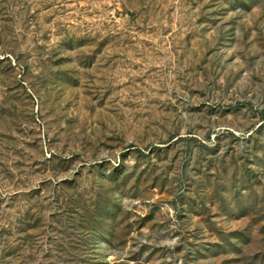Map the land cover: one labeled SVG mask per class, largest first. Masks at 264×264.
Returning a JSON list of instances; mask_svg holds the SVG:
<instances>
[{
  "label": "rangeland",
  "instance_id": "374dc122",
  "mask_svg": "<svg viewBox=\"0 0 264 264\" xmlns=\"http://www.w3.org/2000/svg\"><path fill=\"white\" fill-rule=\"evenodd\" d=\"M0 264H264V0H0Z\"/></svg>",
  "mask_w": 264,
  "mask_h": 264
}]
</instances>
